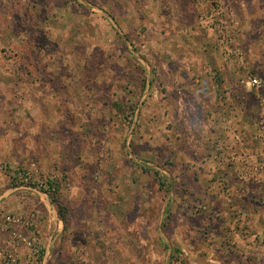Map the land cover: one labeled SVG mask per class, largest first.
Returning <instances> with one entry per match:
<instances>
[{
	"label": "rangeland",
	"instance_id": "1",
	"mask_svg": "<svg viewBox=\"0 0 264 264\" xmlns=\"http://www.w3.org/2000/svg\"><path fill=\"white\" fill-rule=\"evenodd\" d=\"M214 1L236 18L238 47L255 14L264 26V12L254 13L264 0H0V119L13 130L0 124V142L18 150L15 162L0 155V213L51 212L38 264H264V217L247 218L243 232L235 222L242 184L264 206L255 191L264 194L263 83L256 76L245 128L228 122L233 106L213 102L235 100L238 78L197 84L202 37L211 67L255 73L249 55L243 65L225 60L200 26ZM22 118L44 127L41 160L21 152ZM30 162L33 182L51 178L55 192L14 187L15 170Z\"/></svg>",
	"mask_w": 264,
	"mask_h": 264
},
{
	"label": "crops",
	"instance_id": "2",
	"mask_svg": "<svg viewBox=\"0 0 264 264\" xmlns=\"http://www.w3.org/2000/svg\"><path fill=\"white\" fill-rule=\"evenodd\" d=\"M251 1L254 2L255 0H251ZM258 11L264 12L263 6L258 8V10H256L254 13H258ZM256 16L257 15L255 14V17H253L254 19L253 20L251 19L250 23H248L246 25V28H244L241 35L239 34L238 40H239V42L242 40V43L240 42L239 44H242L244 46V48H246V49L249 48L247 50L248 52L246 51L247 52L246 53V52H243L241 49L243 46H240L241 48L239 47V49L242 51L243 55H244V53L246 54L245 57H246V60L248 62H249V60H248V55H249V57H250L249 59L251 60L253 66L255 67V73L254 74L252 73V76L255 75V77L257 76L262 81L263 91H264V56H263L264 55V26H262L261 30L257 29L256 26H258V25L255 24V22H257ZM263 23H264V21H263ZM207 32H208V34H210L209 31H207ZM207 37L209 38L208 35H207ZM248 39H249V41H248L249 44H247V41H246ZM202 40H203L202 42H205V44L203 43V47L200 50V52H201L200 54L204 59L205 66H203V68L201 70L199 69L200 70L199 74L201 76H199V82H197V84H199V85L203 84V86H206L208 84V81H209V78H207V75H209V76L211 74L216 75V73H219L221 79L223 78L224 80L231 79L232 81H236L237 78L239 80L244 78V72L247 73V71H245V70L243 71V69L241 70L238 67H237V69H234L231 67H219V65L211 67L210 59L212 58V56H211V53L209 52V50L207 48V44L209 43V41L205 40V37H202ZM255 44H258L257 48L259 47L258 48V50H259V56L258 57L256 55L258 50H257V48H255L256 46L254 47ZM247 45H249V47H247ZM244 48H243V50H244ZM255 51H257V52L255 53ZM217 58H218V62H220L221 57L219 58L216 56L215 59H217ZM214 64H216V63H214ZM184 69H185V73H188V74L192 73V71H193V67H190V66L185 67ZM192 82H191V85L196 84L195 82H193V83ZM209 84H211L210 89L216 87V85L213 83L209 82ZM205 88L209 89L208 87H205ZM220 89H221V87H220ZM238 89H239L240 93L238 96H236V99L233 100L232 102H231V98H229V100L227 101V100H221L220 98L218 99L216 96H215V99L213 102H214L215 106H217V105L222 106L224 104H229L230 106H233L230 109L231 114L229 113L230 120L228 122H231V123L232 122H241L242 127H244V128L250 127L251 122L253 121L254 113H255V111H254L255 100L253 98L252 88L249 87V85L240 84V87ZM259 89L260 88H257V89L254 88V91H259ZM256 102H257V104L259 102L260 105H264V104H262V102H264V95L261 99H259V101L256 100ZM215 110L219 111L220 109H215ZM259 117H261L260 112H259ZM32 119L22 118V125H21L20 129H17L16 131L21 132V134L24 135L27 139V141L25 143V147L21 149V152L22 153L25 152V154L27 156L28 155H35V157L38 158V160H41L42 159L41 156L44 153V149H43L42 139L40 140V138H41L42 133L44 131V127L42 126V124H39L40 121H38V120L36 121L35 119H33V120ZM263 120H264V117H263ZM4 122L6 123L7 121L0 119V124L4 125L3 128L1 126H0V128L3 129L4 133L8 132V135L11 136L13 130L7 128L8 124L5 125ZM232 132H235V131L231 130V133ZM33 140L35 142H33ZM17 151H18L17 148L15 146L10 147L8 145V142H0V155L5 154L9 157V155L14 154L15 156H12V157H14L13 161L15 162V161H17V159H16V157L18 155ZM249 151H250L249 146L247 148L243 149V152H244L246 157L249 156V154H250ZM262 158H263V156H262ZM245 162L249 163V160H246ZM242 185L244 186V189L241 190V194H238V197H239L240 201L242 199V201H244L246 204L244 207H243V205H237L236 212L238 215L237 216L238 219H237V221H235V222H237L236 223L237 224V231L239 230L240 232H243L242 230L244 229V224H243L244 221L247 223L248 222L247 218L252 219L253 214H257V217L259 216L258 220L260 219L261 221H263L262 218L264 217V206L260 203H257L256 201H254L252 199L253 189H252L251 185H244V184H242ZM255 191L259 193V195H256V197H260V196L263 197L264 196V194L262 193L263 188H261L260 190L258 188H256ZM35 193L36 192H32V194H35ZM36 194H38V193H36ZM249 197L251 199H249ZM0 200H1V198H0ZM35 200H36V197L31 198V199L28 198V199H26V201L22 205H26L27 207L32 206L34 204ZM7 201H5V200L1 201L0 202V208L4 204H7L8 203ZM240 201H238V202H240ZM263 202H264V199H263ZM46 210H48V209H46V207H45L43 210V212H45V214H46ZM253 222H254V220H251L250 223H253ZM45 226L47 228V231L48 230H50L51 232L54 231L55 222H54V217L52 215H51V220L49 219V223L48 224L46 223ZM251 226L252 225L249 226L250 229H251ZM48 236H49V234H48ZM2 242H3V238H2V236H0V249L3 245ZM48 247H50L49 240H48L47 244L45 245V249H47ZM21 257H22V259L26 258L27 252L22 251ZM97 261H99V260L97 259ZM85 262H88V260Z\"/></svg>",
	"mask_w": 264,
	"mask_h": 264
},
{
	"label": "built area",
	"instance_id": "3",
	"mask_svg": "<svg viewBox=\"0 0 264 264\" xmlns=\"http://www.w3.org/2000/svg\"><path fill=\"white\" fill-rule=\"evenodd\" d=\"M211 4V11L205 18H200V26L214 34L217 46L225 60L239 61L243 65L244 55L235 40L238 36L237 21L230 10L222 2ZM257 77L246 75L240 79V84L249 85L251 88H260ZM2 170V166H0ZM37 172L36 164L30 162L27 167L16 169L13 175L15 188L23 187L36 191L45 197L55 192V183L49 180L33 182L34 173ZM34 186V187H32ZM51 220V212L43 213L39 209H32L24 215L0 213V236L3 245L0 249V264H38L43 255L41 243V229ZM22 251L27 252L26 260L22 261Z\"/></svg>",
	"mask_w": 264,
	"mask_h": 264
},
{
	"label": "trees",
	"instance_id": "4",
	"mask_svg": "<svg viewBox=\"0 0 264 264\" xmlns=\"http://www.w3.org/2000/svg\"><path fill=\"white\" fill-rule=\"evenodd\" d=\"M50 202L53 203L57 209V213L59 215V217L65 221L66 220V212H65V207H63L62 205H58L54 202V200L52 199V197L50 196Z\"/></svg>",
	"mask_w": 264,
	"mask_h": 264
},
{
	"label": "water",
	"instance_id": "5",
	"mask_svg": "<svg viewBox=\"0 0 264 264\" xmlns=\"http://www.w3.org/2000/svg\"><path fill=\"white\" fill-rule=\"evenodd\" d=\"M36 192V191H35ZM36 193H38V192H36ZM38 195H40V193H38Z\"/></svg>",
	"mask_w": 264,
	"mask_h": 264
}]
</instances>
